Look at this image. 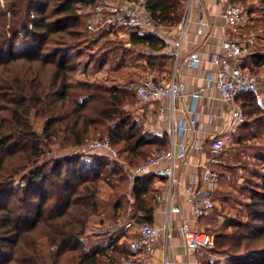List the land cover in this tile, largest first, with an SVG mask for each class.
Segmentation results:
<instances>
[{
    "label": "trees",
    "instance_id": "16d2710c",
    "mask_svg": "<svg viewBox=\"0 0 264 264\" xmlns=\"http://www.w3.org/2000/svg\"><path fill=\"white\" fill-rule=\"evenodd\" d=\"M81 1L35 0L37 6L33 7L34 0H6V8H0V59L3 55L11 56L0 60V64L9 66L23 59L41 65L38 71L30 67L22 75L0 76L3 103L0 110L4 112L0 121V264H108L129 256L127 243H119L120 237L111 236L105 244L85 234L91 216L99 210L98 181L115 189L119 187L117 190L122 195L128 180L125 164L135 160L140 163L149 152L169 148L166 134L158 135L142 128L127 109L124 92L99 82L73 84L66 49L60 46L44 51L57 33L82 35L85 15L79 10ZM148 12L157 25H179L184 7L181 0H148ZM125 35V45L147 46L154 56L161 54L163 60L172 59L164 51L165 39L157 32L129 30ZM20 37L31 44L24 54L16 52ZM145 60L153 68L165 64L161 73L171 70V65L166 63ZM49 65L53 67L47 79H42V74L47 76ZM242 65L258 74V69L264 67V52L250 48ZM256 91L239 95L237 101L244 109L250 104L255 115L263 114L261 119L256 118L258 126L264 127V107L253 106ZM33 112L45 119L41 134L32 126ZM245 114L247 118L246 111ZM249 124L246 119L234 136L243 127L248 130ZM95 134H108L117 157L104 151H84L73 157L41 158L44 142L54 141L59 135L64 146L74 149L85 145ZM109 166L115 167L109 173L120 175L119 179L113 181L110 177V181L109 173L103 175ZM17 177L21 182L18 183ZM154 178V175L138 177L132 185L135 201L144 211L139 222L152 221ZM116 181L121 183L117 185ZM261 188L260 185V189H250L244 218L227 222L215 235L219 246H227L240 255V262L234 264H264V248L249 251L254 240L264 241ZM40 242L44 243V252L40 251ZM5 249L11 250L13 258L3 256Z\"/></svg>",
    "mask_w": 264,
    "mask_h": 264
},
{
    "label": "built area",
    "instance_id": "2783aa9c",
    "mask_svg": "<svg viewBox=\"0 0 264 264\" xmlns=\"http://www.w3.org/2000/svg\"><path fill=\"white\" fill-rule=\"evenodd\" d=\"M224 5V16L229 28L234 29L232 35L225 37L222 43V51L214 55V62L217 65V71L214 76L215 85L220 90L223 99H236L243 93L258 90L261 82L259 74L244 68L243 57L249 53L250 46L254 42V34L248 29L246 21V11L240 0H220ZM184 7V14L180 23L181 37L180 43L183 42L185 35L192 22V11L195 7L201 12L200 22L203 31L208 27L207 20H204L205 0H181ZM87 7V10L85 9ZM79 10L85 16L87 30L91 33L102 31L123 32L129 30H140L142 32L151 31L156 28L157 24L151 19L148 12V0H82L79 4ZM240 32V33H238ZM244 32L245 34H241ZM177 58L180 50L174 52ZM172 55V53H171ZM198 63L199 58L194 59ZM202 70L201 77H204ZM187 85L178 76V65L167 79H162L154 73L146 74L142 79L136 81L130 86V90L136 95L139 102L145 103L159 96L169 99V125L168 134L171 140V146L168 149L155 151L147 160L140 162L135 166H129L127 178L130 183H134L138 177L154 174L155 176L167 178L171 184L178 181L176 179L175 169L177 160L186 157L188 149L192 145L199 146L197 141L192 144L181 142L179 146L176 142L177 135L185 133L197 122V105L201 97V90L192 92L193 101L189 110L193 113L191 124L188 125L185 119H177L176 111L178 104L184 100L187 94ZM159 109L164 111V106ZM246 114L242 104H236L232 111V122L229 131L223 135L214 136L208 145V158L203 166V181L207 188L203 191L197 189L195 179H191L187 184V192L193 195V215L194 221H199L212 213L216 207L214 191L219 185L220 171L222 166V155L226 147L246 122ZM83 151L94 152L104 151L112 157H117L118 153L113 146L109 136L89 140L82 146ZM161 198V195L158 194ZM167 236L169 225L164 226ZM163 227L157 226L152 222H141L136 229V235L131 240L129 256L122 257L119 260L112 261L108 264H149L153 257V247L155 239L161 235ZM179 231L183 236L184 247L189 251L201 252L211 248L215 244V234L204 228L195 229L188 221H184ZM161 264H179L172 256L164 255Z\"/></svg>",
    "mask_w": 264,
    "mask_h": 264
},
{
    "label": "rangeland",
    "instance_id": "374dc122",
    "mask_svg": "<svg viewBox=\"0 0 264 264\" xmlns=\"http://www.w3.org/2000/svg\"><path fill=\"white\" fill-rule=\"evenodd\" d=\"M40 1L41 0H38V2ZM240 1L246 11V21L248 24L246 33L250 29L255 37L250 48L254 51L264 52V1ZM36 6L34 0L33 7ZM0 8H6V0H0ZM85 9L87 10V7H85ZM32 13L33 15H36L35 10H33ZM86 19L87 14L84 17V31L82 35L80 34L77 37H72L67 34L64 35L57 33L52 37L54 42L50 40V43L45 46L44 51H48V48L54 49L60 46L64 51L66 49L69 58L68 65L72 69L71 72L69 71L72 83L76 84L79 81H88L117 87L126 94V107L133 113L136 119V95L130 90V86L133 83H136V81L142 79L148 74V71H151L156 75H169L172 72L174 64L170 59L163 60L161 54L158 55L159 53L155 54L158 56H154V52L147 46H139L136 48V46L130 47L129 43L125 45L124 42L127 40L126 35L123 32L118 33L108 31L105 34L99 35L97 33H91L87 30ZM152 30L160 33L157 28H153ZM28 44V40H24L20 37L17 41L16 52L24 54ZM9 58H11V56L6 57V55H3L0 60ZM147 58L155 60L157 63H166L168 66L171 65L170 72L166 71L161 73L165 64L163 66L161 65V67L157 65L155 68L149 66L145 60ZM57 59H59V56ZM30 67L36 71L41 69L39 62L30 63L23 59L10 63L9 66L0 64V76H13L15 74L22 75L23 71ZM52 67V65H49L46 68L47 76L44 77L42 74V79H47ZM258 74L261 77V82L258 90L255 92L256 99L253 100L255 103L253 106L257 107L260 105L264 107V67L258 69ZM2 104L3 103L0 102V107ZM244 111H246L247 120L248 123H250L249 128L247 130L243 127L242 131L229 141L226 151L222 155L223 166L219 168L221 174L219 185L214 191L216 207L206 219H203L201 224L205 230L211 231L215 235L220 232L221 228L227 222L238 219L242 220L244 218L248 211L245 206L250 200V189H260L261 185V190L264 191V127L258 126L259 122L257 121V118L261 119L263 114L255 115L252 113L253 107L250 104H246ZM3 114L4 112L0 110V121ZM30 120L32 126L41 134L43 132L45 119L33 112ZM107 136L108 134H95L88 140ZM240 137L241 141H238ZM43 149L44 154L41 158L47 160L62 158L65 156L73 157L74 155L82 154L84 152L82 147L72 149L64 146L61 135H59L54 141L51 139L47 143L44 142ZM151 154L152 153L149 152V154L140 161L147 159ZM138 162L135 160L133 163L129 162V164L134 166L139 164ZM116 165L117 164H114V166ZM114 166H109V169L107 172L104 171L103 175H107L111 169L115 168ZM112 171H115V169ZM63 173L66 175L65 171ZM258 173L259 175L256 176L255 174ZM108 177L110 181L111 179L115 181V179H119L120 175L116 176L109 173ZM17 179L18 183L19 181L21 182L20 177H17ZM115 183L119 185L121 181H116ZM258 183H260V185ZM98 185L100 186L97 197L99 210L96 214L91 216L88 222L87 232L85 233L86 236L90 237H92L93 232H96L99 229H104L108 227L110 223H113L112 221H109V219H111L109 205H112L113 202L121 196V193L117 190L120 189L119 187H116L117 189H115L109 183H104V181H98ZM123 201L124 209L129 206L131 207V203H126L125 200ZM216 239L217 236L213 247L198 252L197 258L199 263L197 264L239 263L240 258L238 256L240 255H237L234 251L228 249L227 246H219ZM40 243V251L44 252V243ZM258 248H264V241L254 240L251 247H249V251H253L251 249H254L255 251L259 250ZM243 250L244 249H242V251ZM4 251V257L9 256V259L13 258L10 249H5ZM69 258L70 256L68 259Z\"/></svg>",
    "mask_w": 264,
    "mask_h": 264
},
{
    "label": "crops",
    "instance_id": "0c3cea01",
    "mask_svg": "<svg viewBox=\"0 0 264 264\" xmlns=\"http://www.w3.org/2000/svg\"><path fill=\"white\" fill-rule=\"evenodd\" d=\"M224 8L225 5L220 0H205L203 18L207 20L208 27L205 32H202L201 12L195 7L192 11V22L181 43L180 24L156 26L160 32L158 34L166 41L164 51L172 58L174 64L172 72L177 64L178 76L187 85V94L177 107V119H185L188 125L191 124L193 113L188 110L193 101L192 92L201 90V97L197 105V122L185 135L184 133L177 135V145L179 146L181 142L192 144L197 141L198 145H203L204 148L201 149L199 146L192 145L188 149L187 156L177 160L175 174L178 181L173 182V184L165 177L152 174L155 177L153 187L156 192L153 196V218L150 222L163 227V230L154 241L153 257L149 264H161L162 258L166 254L176 259L179 264L199 263L198 252L189 251L184 247L183 236L179 228L184 221H188L195 229L203 228L201 224L205 217L199 221L192 219L194 197L187 192V184L191 179H195L197 189L203 191L207 188V184L203 181V166L208 158L209 141L214 136L223 135L229 131L232 111L238 103L237 98L234 100L223 99L213 79L217 71L214 55L216 52L222 51V43L225 37L234 32V29L229 28L226 24ZM241 34L245 33L242 32ZM179 50L180 54L177 58L174 52H179ZM195 58H199L198 63L195 62ZM202 70L205 71L204 77H201ZM147 73L153 72L148 71ZM171 73L166 76L158 74L156 76L167 79ZM169 104V99L164 96H159L145 103L139 102L136 97V120L145 131L158 135L166 134L169 138L167 130L170 113ZM161 105L164 106V111L159 109ZM170 146L171 140L169 138ZM129 166L131 165L125 164L126 172ZM132 185L127 180L121 197L109 205L111 211L109 221L113 223L96 231L97 234L93 232L91 237L93 241L107 244L111 236L120 237L119 243L126 242L129 253H131L130 243L136 235L138 224L141 223L138 218L144 214L138 202L135 201ZM158 194L161 195V198L158 197ZM122 199L126 203H131V207L124 209ZM166 224L169 225L170 236L165 233L164 226Z\"/></svg>",
    "mask_w": 264,
    "mask_h": 264
}]
</instances>
